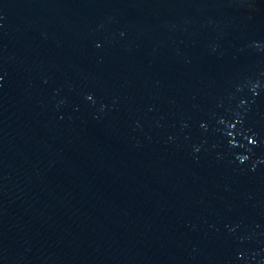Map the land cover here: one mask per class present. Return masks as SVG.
<instances>
[{
    "label": "water",
    "instance_id": "1",
    "mask_svg": "<svg viewBox=\"0 0 264 264\" xmlns=\"http://www.w3.org/2000/svg\"><path fill=\"white\" fill-rule=\"evenodd\" d=\"M0 264H264V0H0Z\"/></svg>",
    "mask_w": 264,
    "mask_h": 264
}]
</instances>
